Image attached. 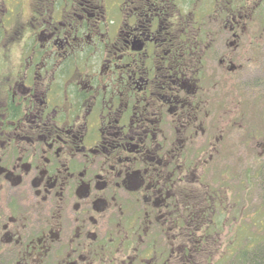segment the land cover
Segmentation results:
<instances>
[{"label":"flooded vegetation","instance_id":"1","mask_svg":"<svg viewBox=\"0 0 264 264\" xmlns=\"http://www.w3.org/2000/svg\"><path fill=\"white\" fill-rule=\"evenodd\" d=\"M263 64L264 0H0V264L228 263Z\"/></svg>","mask_w":264,"mask_h":264},{"label":"rangeland","instance_id":"2","mask_svg":"<svg viewBox=\"0 0 264 264\" xmlns=\"http://www.w3.org/2000/svg\"><path fill=\"white\" fill-rule=\"evenodd\" d=\"M235 89L239 91L240 98L244 99L245 103L242 104L246 115L244 121L249 123V129L235 130L234 143L248 137L249 141L256 145H251L253 147L248 151L246 161H234V170L247 171V173H233L234 188L240 187L244 190L243 194L239 193L236 196L238 199L244 198L247 215L242 219L243 222H234L233 253L227 264H235L238 261L236 257L245 250V247L255 248L257 242H261L260 246L264 245V148L262 146L264 144V64L254 76L251 74L239 85L235 84ZM247 132L248 136H246ZM251 241L254 245H251L253 244ZM225 245L226 241L218 242L216 259L225 249ZM212 260L215 261V258ZM207 264L213 263L211 261Z\"/></svg>","mask_w":264,"mask_h":264},{"label":"trees","instance_id":"3","mask_svg":"<svg viewBox=\"0 0 264 264\" xmlns=\"http://www.w3.org/2000/svg\"><path fill=\"white\" fill-rule=\"evenodd\" d=\"M254 245V242L251 241ZM259 243L255 245L251 249H248L249 247H245V250L242 251V253H239L238 256L236 257L235 264H264V245L260 246ZM226 258L218 260V264H226Z\"/></svg>","mask_w":264,"mask_h":264}]
</instances>
